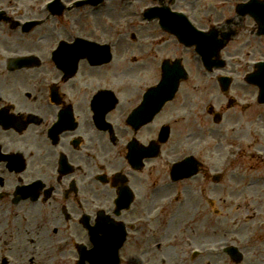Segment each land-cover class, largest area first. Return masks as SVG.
<instances>
[{"label":"flooded vegetation","instance_id":"af4514ba","mask_svg":"<svg viewBox=\"0 0 264 264\" xmlns=\"http://www.w3.org/2000/svg\"><path fill=\"white\" fill-rule=\"evenodd\" d=\"M50 1L0 0V9L16 18L27 14L38 19L21 37L23 44L18 43L19 49L34 50L35 62L15 70L8 69L4 53L18 48L8 38V30L17 26L4 21L7 17L0 26V233L20 243L29 237L33 244V250L21 245L0 250V264H36L34 256L41 252L64 255L54 250L58 236L92 248L90 228L97 222L124 234L116 250L120 264H174L190 247L223 241L242 245L232 255L204 254L189 264H264V226L258 225L264 222V161L255 153L256 124L219 108L218 124L202 112L203 118L188 117L181 127L177 114L194 105L186 87L180 86L161 107L159 92L144 96L159 76H144L143 69L157 68L165 57L195 56L192 47L156 21L139 27L140 32L158 28L152 39H100L67 23L81 33L69 32L61 37L65 42L108 41L114 54L99 65L91 64L88 54L79 56L68 76L50 58L53 86H47L41 55L60 39L48 23L73 11L94 17L101 12L59 6L52 13ZM165 1L186 10L195 27H216L220 37L222 6L210 7L203 17L209 0ZM123 7L119 0H109L107 6L112 15ZM15 32L11 38L20 37ZM207 76L203 74L202 83ZM102 90L111 91L112 97L96 96ZM213 90V84L204 86L201 99ZM182 154L191 157L185 169L193 173L173 180L177 173L171 174L167 161ZM255 173L263 178L255 181ZM22 183L32 191L14 205L13 190ZM67 252L75 256L74 262L80 256L79 250Z\"/></svg>","mask_w":264,"mask_h":264},{"label":"rangeland","instance_id":"374dc122","mask_svg":"<svg viewBox=\"0 0 264 264\" xmlns=\"http://www.w3.org/2000/svg\"><path fill=\"white\" fill-rule=\"evenodd\" d=\"M40 0H32V2H38ZM224 1L221 6L223 7V13H222V16L220 18V21H223V32L227 31L228 29L230 30H234V28H237L236 30H234V32L237 33V36L234 38V40L232 41V43L230 44V46L232 45H236L237 42L239 41H243V43H240L241 45V50L242 52H247V51H251L253 52L255 50V48H251L250 46H257L256 43H254V45H252V41H248L250 40L249 38V30H250V24L252 23L250 20L247 21V19L245 17H235V16H232V17H229L231 14L229 13L230 9L229 8H233V2L229 1V0H222ZM229 9V10H228ZM112 10V8H106L105 10H101V12L97 15L94 16H91L89 15L87 12H80V11H73L71 13H68L67 16H62L61 18H59V20L57 19L54 20V22L52 23H48L49 25V28H53L55 34H56V38H61V37H66L68 35V33L70 32L72 34V32H77V33H81L79 32L78 30H75L74 29V26L81 30H83V32H87V30H89L91 33H93L95 37H101V38H105L107 37L106 35H104V32L103 31H100L99 29L101 28H105L106 31H109L114 23L119 20L123 15H125L128 11H120V10H115L113 12H115L116 14H110L112 16H114L113 20L115 22H112L111 19H107L105 17H107V14L110 13V11ZM79 17L78 19H81L82 18V21L80 22L79 20H75V18ZM217 18V19H219ZM216 19H212V21ZM74 24L76 23V25L72 26V25H69V24ZM69 23V24H67ZM51 24H59V26H54V25H51ZM88 24V26H87ZM238 24V26L236 25ZM47 26V27H48ZM59 28V30H58ZM57 29V30H56ZM159 30L156 29V28H153L151 31L150 30H146V29H143L142 32H140L139 30H135V32H137L139 34V38H145L147 39L146 37L147 36H151L152 34H157ZM87 34H90V33H87ZM126 35V34H125ZM124 35V36H125ZM123 36V37H124ZM245 36V37H244ZM123 39V38H122ZM124 39H128V37H124ZM25 43H26V46L29 47L27 45V42L28 40H24ZM144 44H148L147 42L144 43ZM236 47V46H235ZM34 48V47H31V49ZM146 49L149 48L148 46L145 47ZM231 48L230 49V52H233L232 49L233 47H229ZM45 50V49H43ZM3 242H4V239H2V241L0 240V248L2 250L3 248ZM65 262L68 263L67 259H65Z\"/></svg>","mask_w":264,"mask_h":264},{"label":"bare ground","instance_id":"6f19581e","mask_svg":"<svg viewBox=\"0 0 264 264\" xmlns=\"http://www.w3.org/2000/svg\"><path fill=\"white\" fill-rule=\"evenodd\" d=\"M109 14H112V12H110ZM28 239H30V238L28 237ZM26 245L29 246V247H31L32 246V243H30V241H28V243Z\"/></svg>","mask_w":264,"mask_h":264}]
</instances>
